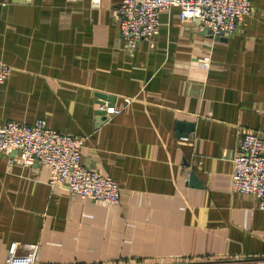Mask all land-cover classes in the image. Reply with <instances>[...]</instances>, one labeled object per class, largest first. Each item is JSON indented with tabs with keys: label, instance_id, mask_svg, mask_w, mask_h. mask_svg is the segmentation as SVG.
<instances>
[{
	"label": "crops",
	"instance_id": "0c3cea01",
	"mask_svg": "<svg viewBox=\"0 0 264 264\" xmlns=\"http://www.w3.org/2000/svg\"><path fill=\"white\" fill-rule=\"evenodd\" d=\"M99 1L0 0V125L81 138L82 165L119 187L116 205L80 199L0 152V264L12 242L37 243V264H264V210L230 185L242 135L264 140V0L218 38L162 10L134 49L120 0Z\"/></svg>",
	"mask_w": 264,
	"mask_h": 264
},
{
	"label": "built area",
	"instance_id": "2783aa9c",
	"mask_svg": "<svg viewBox=\"0 0 264 264\" xmlns=\"http://www.w3.org/2000/svg\"><path fill=\"white\" fill-rule=\"evenodd\" d=\"M93 7L99 0H91ZM250 0H120L114 10L122 42L134 49L142 39H150L158 32V15L162 10L177 7L181 21L197 20L212 37L233 33L238 23L250 13ZM209 57L201 59L208 67ZM11 67L0 61V86L8 78ZM106 115H117L120 109L106 103L99 105ZM82 139L48 127L44 120L32 124L6 122L0 125V152L15 150L24 165L37 161L48 169V183L66 187L80 199H92L116 205L119 187L115 180L81 163ZM231 189L256 198L257 207L264 210V140L257 132H247L239 140L232 154ZM25 252L18 254V242L9 245L5 264H37L40 246L22 245Z\"/></svg>",
	"mask_w": 264,
	"mask_h": 264
},
{
	"label": "water",
	"instance_id": "95a60500",
	"mask_svg": "<svg viewBox=\"0 0 264 264\" xmlns=\"http://www.w3.org/2000/svg\"><path fill=\"white\" fill-rule=\"evenodd\" d=\"M99 113H100V114H102V113H103V115H104V114H106L104 111H103V112H101V110L99 111ZM106 119H107V117H106V116H104V119H103V120H106Z\"/></svg>",
	"mask_w": 264,
	"mask_h": 264
}]
</instances>
